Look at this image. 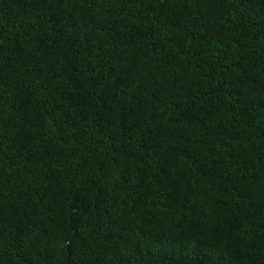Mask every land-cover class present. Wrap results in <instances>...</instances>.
<instances>
[{
  "label": "trees",
  "instance_id": "trees-1",
  "mask_svg": "<svg viewBox=\"0 0 264 264\" xmlns=\"http://www.w3.org/2000/svg\"><path fill=\"white\" fill-rule=\"evenodd\" d=\"M0 264H264V0H0Z\"/></svg>",
  "mask_w": 264,
  "mask_h": 264
}]
</instances>
